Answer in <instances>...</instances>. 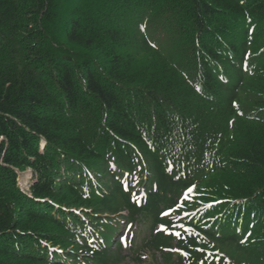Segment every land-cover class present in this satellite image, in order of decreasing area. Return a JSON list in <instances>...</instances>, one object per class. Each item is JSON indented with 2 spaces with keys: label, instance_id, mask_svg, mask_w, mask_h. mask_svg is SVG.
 <instances>
[{
  "label": "trees",
  "instance_id": "trees-1",
  "mask_svg": "<svg viewBox=\"0 0 264 264\" xmlns=\"http://www.w3.org/2000/svg\"><path fill=\"white\" fill-rule=\"evenodd\" d=\"M136 221L264 264V0H0V264H119Z\"/></svg>",
  "mask_w": 264,
  "mask_h": 264
},
{
  "label": "rangeland",
  "instance_id": "rangeland-1",
  "mask_svg": "<svg viewBox=\"0 0 264 264\" xmlns=\"http://www.w3.org/2000/svg\"><path fill=\"white\" fill-rule=\"evenodd\" d=\"M19 175V185L25 191L33 180V171L31 169H26L22 171ZM138 181L136 183H138ZM136 192L137 191L135 190V193ZM147 222L140 223L136 221L133 222L132 225H129L127 227H124V223L118 226L115 236L119 234L123 250V260L119 262V264H135L133 258L136 256L137 253H140L139 255H141V261L138 264H159L158 262H160L162 258L158 254H156L155 258L151 256V254H149L148 252H144L139 249V246L142 244L147 234H149V231L146 229V226H148ZM105 240H107L106 244L113 247L114 241L113 238L110 237V235L108 237L103 236L101 238V243L106 242Z\"/></svg>",
  "mask_w": 264,
  "mask_h": 264
}]
</instances>
